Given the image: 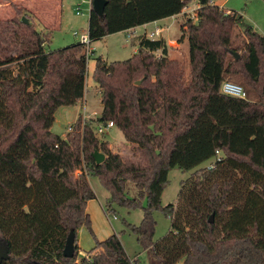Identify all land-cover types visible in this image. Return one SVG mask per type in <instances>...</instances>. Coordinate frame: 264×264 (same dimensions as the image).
<instances>
[{
  "label": "trees",
  "instance_id": "trees-1",
  "mask_svg": "<svg viewBox=\"0 0 264 264\" xmlns=\"http://www.w3.org/2000/svg\"><path fill=\"white\" fill-rule=\"evenodd\" d=\"M107 1L103 18L90 13L91 44L178 16L197 1L198 21L186 22L189 79L181 62L169 59L165 39L137 37L132 58L97 59L93 79L103 111L97 120L80 115L62 138L52 132L57 111L85 98L84 46L47 51L51 32L37 30L34 13L14 4L15 15L0 20V240L10 255L3 264H134L117 234L80 259L76 236L75 256L64 257L72 229L92 233L93 176L111 202L138 206L148 198L132 228L148 264H264V36L214 0ZM233 24L247 38L240 47L233 46ZM240 50L245 54L236 60ZM235 77L248 99L221 93ZM110 121L139 162L97 138L96 126ZM95 152L105 156L102 164ZM213 159L182 183L177 205L163 208L171 229L154 241L170 170L191 171ZM129 183L138 190L132 199Z\"/></svg>",
  "mask_w": 264,
  "mask_h": 264
},
{
  "label": "rangeland",
  "instance_id": "rangeland-1",
  "mask_svg": "<svg viewBox=\"0 0 264 264\" xmlns=\"http://www.w3.org/2000/svg\"><path fill=\"white\" fill-rule=\"evenodd\" d=\"M86 1L81 6L80 0H56L54 4L49 6L43 5L41 2L37 4L36 8L38 10L34 13L32 20L37 30L45 33L51 32L50 42L46 46L47 51L54 52L78 44L80 38L74 34L76 32L79 34L88 33L91 5L88 2L90 0ZM214 2L218 6L223 7L227 14V11H230L242 16L245 24L252 26L258 34L264 36V0H214ZM14 4L19 5L20 2L0 0V20H7L15 15ZM79 6V11L83 15H77ZM197 7V1H193L184 9L182 14L174 19L168 18L162 23V26L164 25L163 36L165 39L167 41H175V43L168 45L170 48L168 57L181 62L187 79L190 76V56L186 22L190 18L194 22L198 21ZM154 29L153 26H150L148 27V32ZM143 31V28L138 29L136 31L137 36L133 38L132 42L127 41L125 32H120L91 44V48L94 47V50H91V56L88 61L85 99L76 106L62 107L57 111L56 120L52 128L54 134L66 138L69 129L78 120L79 116L82 115L84 119V112L90 117L87 121L97 120L100 117L103 111L101 94L99 86L93 79L97 59L102 58L108 63H112L132 58L139 50L138 41L135 38L145 37L142 34ZM246 39L243 27L233 24V46H242ZM237 53L240 56L245 54L243 50ZM159 55L160 52L156 53L157 57ZM227 58L232 60L231 56H227ZM226 81L239 84L246 89L239 77H235V79L227 78ZM250 98L254 97L250 95ZM95 112L100 115L94 116ZM96 136L100 141L108 142L113 153L131 158L136 162L140 161L139 155H134L132 147L127 143L124 134L118 127L111 129L106 134ZM214 162L215 159L210 160L191 171H183L179 168L170 170L169 183L162 196V208L154 214L157 221L154 241H159L165 237L171 229V219L165 216L163 208L169 204L177 205L182 183L190 179L197 170L207 166L212 167ZM90 183L96 194V199L91 203L90 212H88L92 220V233L86 227H81L78 230V239L79 243L81 242L83 245V251L90 254L89 250L96 245L97 241H104L111 235L117 234L127 255L134 264H148V255L143 246L138 243L137 237L132 231L133 227L141 224L144 208L148 206V198L144 197L140 200L138 206H130L128 203H119L117 201L111 202L110 193L103 186L100 178L96 176L90 177ZM127 189L129 191L127 198L136 197L138 190L133 184L129 183ZM106 210H109L110 213H107ZM80 258L83 257L78 259Z\"/></svg>",
  "mask_w": 264,
  "mask_h": 264
},
{
  "label": "built area",
  "instance_id": "built-area-1",
  "mask_svg": "<svg viewBox=\"0 0 264 264\" xmlns=\"http://www.w3.org/2000/svg\"><path fill=\"white\" fill-rule=\"evenodd\" d=\"M86 2H87L86 0H80V6ZM88 2H90L91 10H92L93 0H90ZM80 6L78 8L77 15H83V13H81L79 11ZM125 32H126V36H127L128 41L132 40L134 37L137 36L135 29H131V30H128ZM162 33H163V29L160 27H156L153 31H150V32H148L146 30L143 33V35L150 40H157V39L161 38ZM74 35L79 36V38H80L79 43L84 46L86 58H87V61H89L90 56H91V39H90L89 33L79 34L76 32ZM220 91L223 95L228 96V97L243 99V100L248 99V95H247V92L245 91V89L241 85L235 84L233 82L225 81L221 85ZM94 116L97 117L98 114L94 113ZM87 119H90V117L87 115H84V121H87ZM114 127H115V124L111 121L108 123H101V124H98L96 126L95 133H96V135H103V134H106L107 132H109ZM69 131H71V128L69 129ZM218 159H220L219 154H218ZM86 257H88V256H86Z\"/></svg>",
  "mask_w": 264,
  "mask_h": 264
},
{
  "label": "water",
  "instance_id": "water-1",
  "mask_svg": "<svg viewBox=\"0 0 264 264\" xmlns=\"http://www.w3.org/2000/svg\"><path fill=\"white\" fill-rule=\"evenodd\" d=\"M108 5L107 0H93V7L92 10L96 15L100 18H103L105 15V9ZM24 23H28L27 18H23ZM236 60L240 58L239 54L234 53ZM138 85L141 84V81L137 83ZM93 157L97 164H102L105 161V156L100 152H95ZM211 222H213V217L211 218ZM76 232L72 229L67 237L66 245L64 249V257L68 259H72L75 256L76 252ZM10 258L9 255V246L5 241L0 240V264H3L4 261H8ZM33 264H40L35 262Z\"/></svg>",
  "mask_w": 264,
  "mask_h": 264
},
{
  "label": "crops",
  "instance_id": "crops-1",
  "mask_svg": "<svg viewBox=\"0 0 264 264\" xmlns=\"http://www.w3.org/2000/svg\"><path fill=\"white\" fill-rule=\"evenodd\" d=\"M14 1H19L20 2V5H22V6H24L25 8H27L28 10H30L31 12H33V13H36V11L38 10L37 8H36V6H37V4L39 3V2H41L43 5H45V6H49V5H52V4H54V2L56 1V0H14ZM215 3V5H217L216 4V2H214ZM218 6V5H217ZM220 8H222V9H224L223 7H221V6H219ZM197 10L199 9V6L196 8ZM225 10V9H224ZM174 18H176V16L175 17H172V18H169V19H174ZM167 19H164V20H161V21H157V22H154V23H150V24H147V25H144V26H141V27H138V28H135V30L137 31L138 29H140V28H143L144 29V31H143V33L147 30L148 31V27H150V26H153L154 28H156V27H160V28H162L163 29V27H164V25L162 26V23L164 22V21H166ZM164 30V29H163ZM124 33V32H123ZM126 33V32H125ZM142 33V34H143ZM163 33H164V31H163ZM163 33H162V36H161V38H163V39H165V37L163 36ZM141 34V35H142ZM140 35V34H139ZM111 36H113V35H110V36H107V37H105V38H103V40L104 39H107V38H109V37H111ZM134 39H132V40H130V41H128V42H132ZM166 40V39H165ZM166 42H167V44L168 45H170V44H172V43H175V41H167L166 40ZM170 49V48H169ZM91 50H94V47H92L91 48ZM85 99V98H84ZM84 101V100H83ZM95 113H97L98 115H100L98 112H95ZM83 115H86L85 114V112H84V114ZM115 128V127H114ZM112 147V146H111ZM208 167V166H207ZM210 167V166H209ZM94 200H92V201H89L88 202V204H87V212H90V206H91V203L93 202ZM81 240V239H80ZM77 243H78V247H79V257H86V256H88V254H87V252H85V251H83V245H82V243L80 242L79 243V239H78V231H77ZM95 247V246H94ZM93 247V248H94ZM92 248V249H93ZM92 249H90L89 250V252L92 250ZM149 263V262H148Z\"/></svg>",
  "mask_w": 264,
  "mask_h": 264
}]
</instances>
